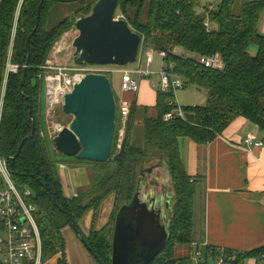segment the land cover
I'll return each instance as SVG.
<instances>
[{
	"label": "trees",
	"instance_id": "16d2710c",
	"mask_svg": "<svg viewBox=\"0 0 264 264\" xmlns=\"http://www.w3.org/2000/svg\"><path fill=\"white\" fill-rule=\"evenodd\" d=\"M41 1L0 0V156L7 160L15 183L20 188L30 186L36 192L32 203L38 209L36 221L42 236L43 260L60 256L58 264H62L60 232L71 227L73 219L77 227L75 234L85 240L84 245L94 259L111 264V229L97 231L92 227L87 235H82L78 222L113 193L116 196L113 218L122 206L128 205L145 180L142 172L151 152L165 161L175 195L168 225L169 239L149 264H187L188 258H177L175 251L194 242V197L199 186L185 172L178 139L188 138L199 146L207 145L237 118L246 119L264 133V34L259 32L264 0H220L213 8L203 7L212 22L210 32L204 26V12L199 11L200 0H119L117 13L140 36V51L154 49L168 53L184 85L191 84L204 91L207 101L203 106L181 108L184 119L176 117L165 122L163 117L177 108L174 93L157 91L155 115H149L148 109L143 108L144 148L131 143L138 111L131 104L125 138L120 146L113 144L112 153L118 161L111 156L107 163H90L97 176L91 188L79 192L75 198H66L64 194L58 174L62 164L59 159L64 156L48 139L43 101L46 72L42 68L50 50L72 29L75 21L74 17H67L48 30L49 10L57 4L83 0H45L38 28L32 34ZM94 4L84 12L81 9L80 14L90 15ZM251 47L257 50L255 56L250 52ZM213 54L220 55L222 69H207L192 58ZM8 62L18 67L17 74L6 72ZM27 63L22 95L19 85ZM33 127L34 137L24 142L31 136ZM219 255H224L225 260L232 258L225 264H244L249 258L264 259V249L241 253L207 246L198 264L215 262Z\"/></svg>",
	"mask_w": 264,
	"mask_h": 264
},
{
	"label": "water",
	"instance_id": "95a60500",
	"mask_svg": "<svg viewBox=\"0 0 264 264\" xmlns=\"http://www.w3.org/2000/svg\"><path fill=\"white\" fill-rule=\"evenodd\" d=\"M44 1L38 6L37 23L32 34L38 28ZM118 3L119 0H98L92 6L90 15L75 19L72 24L77 33L72 42L74 66L123 68L137 61L141 38L124 19L115 20ZM27 67L28 63L23 68L19 85L22 95ZM73 86L71 92L64 94L61 108L62 114L71 116L72 120L52 139V144L64 157L94 164L107 163L112 156L117 118V102L109 77L97 73L87 74ZM29 115L31 117V111ZM31 132L24 142L34 137V127ZM20 151L21 146L18 155ZM113 159L118 161L116 156ZM151 171L146 170L147 173ZM139 189L128 205L122 206L115 216L111 264H149L164 249L169 239L168 225L164 223L169 202H164L162 197L141 200ZM71 221V227L76 232V222L73 219ZM81 242L85 244V240L81 239ZM95 260L101 264L100 260Z\"/></svg>",
	"mask_w": 264,
	"mask_h": 264
},
{
	"label": "crops",
	"instance_id": "0c3cea01",
	"mask_svg": "<svg viewBox=\"0 0 264 264\" xmlns=\"http://www.w3.org/2000/svg\"><path fill=\"white\" fill-rule=\"evenodd\" d=\"M96 1L98 0H83L73 4L61 3L53 6L47 16V29L57 27L67 17H74L76 13L81 12V9L84 12ZM218 2L219 0H216L213 4L201 5L199 11L203 12V7ZM73 32L70 30L68 34ZM259 32L264 34V13L259 23ZM64 46L61 45L55 53L52 52L48 61L55 64L58 60L56 52L61 53ZM250 50L255 56L256 48L251 47ZM147 79L149 80L140 81L141 86L137 95L126 93L123 99L135 104L137 108H147V112L153 114L157 102L159 78L157 75L153 80ZM138 120L140 119L136 116V122ZM250 133L256 136V140L264 143V133L259 132L256 126L243 118L234 120L230 127L207 145L199 146L188 138L178 139L185 172L193 180H197L199 186L194 197L193 209L195 242H205L208 246L217 249L241 253L264 249V144L255 147L246 143V136ZM65 171L67 169H60L58 173L66 181L69 173L66 174ZM65 181L62 186L67 198L68 193H71L65 189L67 185ZM69 196L72 198L73 194ZM171 208L170 205L168 215ZM168 219L167 216V225ZM70 229L73 230L72 227ZM66 234L69 240L65 241V245L63 243L64 256L60 260L62 264H97L79 237L74 235L75 233L66 232ZM181 248L182 246L178 247L176 252L181 251ZM185 252L187 256L191 249ZM59 259L60 256H56L44 261V264H58ZM244 264H264V262L249 258Z\"/></svg>",
	"mask_w": 264,
	"mask_h": 264
},
{
	"label": "built area",
	"instance_id": "2783aa9c",
	"mask_svg": "<svg viewBox=\"0 0 264 264\" xmlns=\"http://www.w3.org/2000/svg\"><path fill=\"white\" fill-rule=\"evenodd\" d=\"M213 7L215 5H211L208 8ZM202 10L205 18L204 26L206 31L210 32L213 27L212 22L209 21L204 8ZM121 19H124L123 15L115 16V20ZM56 53H59V51ZM155 54L160 58L157 73H154L150 68L154 62ZM192 58L207 69H222L224 67L219 54H213L210 57L198 55L192 56ZM70 64L55 66L52 61H48L45 67L42 68L46 72L43 80L47 121L48 118L55 117L56 111L62 108L64 94L71 92L73 85L79 83L87 74L97 73L107 76L114 71L119 72L121 74V92L123 94L137 95L141 86L140 81L153 76V74L158 75L159 85L157 86V91L161 93H167L171 90L175 94L177 90L184 88V82L176 75L175 67L169 60L168 53L154 49H147L144 52L139 49L137 61L133 65L123 68L96 65H81L77 67L73 63ZM17 71L18 67L8 62L6 72L17 74ZM174 103L177 105L175 101ZM130 106L131 104L125 99L120 100L119 104L117 103L116 114L120 123L119 144L125 138ZM176 117L184 119V114L178 105L176 110L166 114L163 120L170 122ZM56 126L54 125V128L59 133L62 128ZM51 136L53 135L48 132V137ZM245 141L255 147H261L264 144L263 141L259 142L256 140V136L251 133L246 136ZM59 168L64 169V164H60ZM75 197H77V194H73L72 198ZM32 200V193L25 186L20 188L15 183L13 177H11L7 160L0 156V264H44L42 236H40L39 225L36 221L38 209L32 203ZM207 246L205 242L198 245L193 243L187 264L200 263L203 249ZM231 260L232 258H226L225 260L224 255H219L215 262L216 264H225ZM257 260L264 262L263 258H258ZM176 264L184 263L178 262Z\"/></svg>",
	"mask_w": 264,
	"mask_h": 264
},
{
	"label": "rangeland",
	"instance_id": "374dc122",
	"mask_svg": "<svg viewBox=\"0 0 264 264\" xmlns=\"http://www.w3.org/2000/svg\"><path fill=\"white\" fill-rule=\"evenodd\" d=\"M215 1L216 0H200V4L202 6H205L206 4L207 5L213 4ZM121 15L122 14L116 13V16L118 17ZM80 16H81L80 13H76V15H74V20ZM71 30H73L74 32L71 33L70 35L68 34L70 30L68 33L66 34L64 33L62 37L59 39V42L54 46L56 48L53 47L50 50L49 55H51L52 52L55 53V51L58 49L59 46L65 45L61 53H58L56 55L58 56L57 57L58 60L55 62V66L72 63V60H73L72 53L74 51L72 49V42H73V39L77 36V33L75 32L73 28ZM49 59L50 57H48V60ZM159 64H160V58L157 54H155L154 62L150 67L151 70L153 72L158 70ZM114 70H118V69H114ZM40 75L41 74L37 76V79H39ZM107 77H109L110 84H112V89L114 92V97L116 99V102L119 104L120 99L124 100L123 97L127 95L126 93L123 94L121 92V74L119 72L114 71L113 73H109ZM156 77L157 75L153 74V76L149 78L153 80ZM145 80H149V79H145ZM174 97H175V102L177 103L179 108L196 107V106L199 107V106L205 105L207 101L206 94L204 92L198 91L197 88L191 84L184 85V88L177 90L174 94ZM43 101L46 102L44 100V96H43ZM136 113H137V117L140 120L136 122V126L134 127V131L131 135V143L134 144L138 148H144L145 141L143 139V128L141 127V123L144 119L145 114L143 113V109L141 107L138 108V111ZM149 115L154 116L155 113L153 114L149 113ZM44 116H45V123L47 126L46 131L47 133L49 132V134L53 135L48 138L49 140H52L58 133V131H56V129L54 128V125H57L56 127H59V128H64L72 120L71 116H67V115L64 116L62 114L61 109H58L56 111L55 117L50 118V119L48 118V121H47L45 104H44ZM119 128H120V123L117 118L116 119V133H115V137L113 140V144L115 146L121 145L119 144V136H118L119 130H120ZM114 147H113V151H114ZM114 154L115 153L113 152L112 156H114ZM59 160H60V163L65 165V169H67V171H65L66 174L69 173L67 174V176L69 177L68 180H66L67 185H66V181L62 178V176H60V178L63 181H65V185H66L65 189H67L71 194L78 195L79 192L87 191L89 188H91V186L93 185V180L95 176H97L93 172L95 170V167L93 164H90L88 162H78L74 158H70V157H64ZM165 164L166 163L162 159V157H159L157 155L154 156L151 152L148 153L145 166H144V170H143L144 172H142L144 173L145 180L142 181V185H141L142 191H141L140 198L144 200H149L151 199L150 197H155V198L162 197L164 202L168 201L172 207L174 204L173 199L175 195L174 194L175 187H173V185L171 184L170 174L166 170ZM147 169H152V171L150 173H147L146 172ZM58 170L60 169L58 168ZM71 171H73L74 175ZM63 181H61L62 185H63ZM25 188L29 192L32 193L33 197L36 196V192H34L32 187L25 186ZM71 194L68 193L69 198H70L69 195ZM115 197L116 196L113 193L112 195H110L109 197L105 198L103 201L98 203V207L96 208V210L91 209L90 211L84 214V216L78 222V228L82 235H87L92 227H94L95 230L97 231L99 229H111V231H113V227L115 224V216H116L115 214L113 218V214L116 210ZM165 215L166 217L167 216L169 217L168 219V225H169L170 218H171L170 217L171 210H170L169 215L168 213H166ZM73 231L74 230H71L70 227H68L67 229H64L60 232V236L62 237L64 245H65V241L69 240V236L66 234V232L75 233ZM79 240H81L80 237H79ZM193 243H195V245L200 244L199 241L197 242L194 241ZM192 244H190L189 246H182V248L180 249L181 251H178V252L175 251V256L177 258H188L191 252H189V255L185 256L186 255L185 251L186 250L188 251L189 248L192 250V247H191ZM183 248L185 250H182ZM210 264H216V262L210 260Z\"/></svg>",
	"mask_w": 264,
	"mask_h": 264
},
{
	"label": "flooded vegetation",
	"instance_id": "af4514ba",
	"mask_svg": "<svg viewBox=\"0 0 264 264\" xmlns=\"http://www.w3.org/2000/svg\"><path fill=\"white\" fill-rule=\"evenodd\" d=\"M141 185H142V183H140L139 184V187L138 188H140L139 189V191H140V195H141V191H142V188H141ZM151 199H153V198H155V197H150ZM141 199V198H140ZM151 199H149V200H146V201H150ZM141 200H144V199H141ZM168 202V201H167ZM169 209H170V204H169ZM169 211V210H168ZM167 213V210L165 211V214ZM167 221V220H166ZM166 221L164 222V223H166Z\"/></svg>",
	"mask_w": 264,
	"mask_h": 264
}]
</instances>
